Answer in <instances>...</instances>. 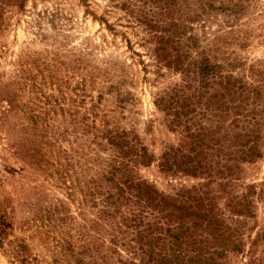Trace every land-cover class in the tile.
Listing matches in <instances>:
<instances>
[{
    "label": "rangeland",
    "instance_id": "obj_1",
    "mask_svg": "<svg viewBox=\"0 0 264 264\" xmlns=\"http://www.w3.org/2000/svg\"><path fill=\"white\" fill-rule=\"evenodd\" d=\"M155 5L0 0V208L11 225L0 264H73L69 248L85 264L100 263L101 255L115 262L114 254L104 252L114 247L97 218L101 203L94 184L106 186L99 177L116 155L108 135L145 149L151 161L137 165L134 175L162 195L203 182L158 167L161 154L177 146L180 131L190 127L170 123L173 109L164 96L174 89L190 95L200 86L190 62L204 58L234 85H259L264 91V0H172L164 14ZM172 65L189 71V78ZM208 91L213 97L195 99L201 106L208 103L202 116L190 114L195 124L247 127L244 117L239 121L244 113L231 125L228 98ZM183 98L179 95L174 106L182 107ZM261 129L264 135V125ZM238 166L230 187L222 190L216 180L209 185L225 192L219 205L245 184L264 181V152ZM254 204V219L241 217L251 237L264 229V199ZM97 224L104 230L97 231ZM85 244L100 252L77 254ZM19 245L22 256L13 255ZM263 247L264 240L256 254ZM245 260L229 256V264Z\"/></svg>",
    "mask_w": 264,
    "mask_h": 264
},
{
    "label": "trees",
    "instance_id": "obj_2",
    "mask_svg": "<svg viewBox=\"0 0 264 264\" xmlns=\"http://www.w3.org/2000/svg\"><path fill=\"white\" fill-rule=\"evenodd\" d=\"M148 1L154 5L159 1L167 2L155 5L162 10V14L167 8L164 5L172 2ZM152 21L155 22L154 19ZM199 61L201 62H196V65L190 62L195 68L191 74L198 79L199 87H193L190 95L175 89L170 91L172 94L164 95L170 100L168 106L173 109L170 123L175 127L181 123H189L190 127H184L180 131L178 145L163 152L158 160V167L162 171L201 177L203 182L198 187L183 189L172 196L158 193L134 175L137 165L151 161L145 149L138 143L129 145L123 136L104 137L107 144L117 148V151L99 177L106 186L102 187L98 181L94 184L98 188L97 195L101 203L97 218L107 226L109 244L114 247L104 249V252L115 255V262L111 264H229V256L237 254L246 259L240 264H264V247L256 254L257 247L264 240V229L256 231L254 237H251L245 233L247 224L241 218L254 219V200L264 199V181L245 184L239 195L226 196L220 205V193L225 192L220 190L219 193L209 187L215 180L220 182L222 190L230 187V179L237 180L238 164L241 161L251 163L263 157L264 135L261 128L264 124L261 120L264 118V91L259 85H234L229 76L223 77L225 80L222 78L216 65L209 64L204 58ZM172 67L180 71L183 78H189V71L183 67ZM208 78L212 82L205 84ZM221 82L224 84L221 85ZM208 88L215 94H225L228 98L230 105L227 116H230L231 125H236L239 121L243 123L244 117L247 127L244 125L221 129L222 127H202L195 124L190 114L202 116L203 111L207 110L208 103L201 106L196 101L198 98L203 99L205 94H208L206 98L213 97L208 93ZM187 89H192L191 85ZM179 95L184 97L182 107L174 106L179 101ZM159 100L163 102V97ZM180 108L185 113L177 110ZM247 117L250 121H247ZM88 195L92 197L94 193ZM83 202H86L85 198ZM98 225L96 230L103 231ZM10 228V222L0 208V246ZM247 230L250 232V227L247 226ZM17 248L12 254L22 256V246ZM96 250L85 244L77 254L88 253L91 257ZM69 251V260L73 264H85L79 257H75L70 248L67 252ZM120 252L126 257L122 258ZM98 259L100 263L94 261L92 264H110L103 255Z\"/></svg>",
    "mask_w": 264,
    "mask_h": 264
}]
</instances>
